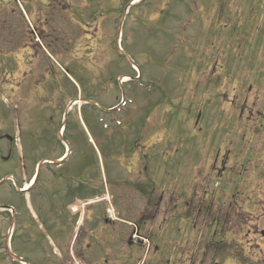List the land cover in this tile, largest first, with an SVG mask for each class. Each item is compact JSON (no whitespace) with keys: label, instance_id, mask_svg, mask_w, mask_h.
I'll use <instances>...</instances> for the list:
<instances>
[{"label":"rangeland","instance_id":"rangeland-1","mask_svg":"<svg viewBox=\"0 0 264 264\" xmlns=\"http://www.w3.org/2000/svg\"><path fill=\"white\" fill-rule=\"evenodd\" d=\"M34 10L28 21L0 13V155L11 147L3 136L17 138L15 162L0 161V209L14 211H0V264H193L194 247L213 234L236 252L234 220L210 231L189 205L236 196L264 155V0H69L62 11ZM61 127L71 150L56 169L64 180L54 192L44 167L30 203L21 179L7 176L62 155ZM128 163L144 175L129 181ZM72 177L88 189L76 192ZM140 179L134 193L128 185ZM249 256L264 264V252Z\"/></svg>","mask_w":264,"mask_h":264},{"label":"flooded vegetation","instance_id":"flooded-vegetation-1","mask_svg":"<svg viewBox=\"0 0 264 264\" xmlns=\"http://www.w3.org/2000/svg\"><path fill=\"white\" fill-rule=\"evenodd\" d=\"M68 1L69 0H33V4L30 5L28 3L24 4V1H22L21 3L20 0H16L15 3L14 1L5 3L4 0H0V13L3 11L22 12L25 20L28 21L25 14V11H27L28 9L30 11H33V8H35V10L45 12L44 7L46 6V11H52L53 9L54 11H62L68 6ZM17 23L19 26L20 23ZM62 128L63 127H61V129ZM8 136L9 135L3 136V139H6L10 143L11 147L8 149L7 156H4L2 154L0 155V161L5 163H14L16 157H13V152L14 145H16L17 143V138L16 136L12 138ZM66 138V133H62V143H60L58 147H56L54 150L55 152L59 149H63L64 152L62 153V155L58 156L57 158L42 159L38 163H36V161L33 162V168L30 169L31 173H29V171L23 172L22 176L19 175L20 178H18V176L15 178L13 175L7 176L13 179H17V181H20L18 179H21L22 182L20 183L14 180L16 182V188L20 197L25 198L27 196L28 198H30L29 202L32 203L31 192L40 183L42 169L44 167L49 173V186H51L54 192H57L58 189H60L61 185H53V183H56V181L59 179L62 181L64 180L62 176L58 175L56 169L62 168L64 162H66V160L69 158V156L67 157V152L69 151V154L71 152V150H69L68 144L66 143ZM127 165V167L129 168L125 167V171L126 173H128L129 181L130 179H133V177H136L138 179V176L142 177L144 175L145 171L143 168H141L140 165L134 166V169L132 170L130 169V164L128 163ZM25 169L27 168L24 167L23 170ZM227 169V165L223 166L221 169L214 167L213 174L222 176L227 172ZM136 173H139V175L137 176ZM7 179L9 180V178ZM71 180L74 183L73 186L78 189V191L76 192L88 189L83 185V183L78 181L76 177H72ZM142 183V179L138 181L135 180L134 185H132L131 183V185L128 186L133 188L134 193H139L142 189ZM67 187L71 195H74V193H76L75 191H71L74 187H70V183ZM89 193L94 195V197L86 200L88 202H95V199H93L96 196L95 192L89 191ZM75 198H77V196ZM92 204L94 205L95 203ZM163 204L164 201L163 199H161L159 201V206L161 207V205ZM167 205L168 204L166 203L165 206ZM192 209L193 212L198 216V220L202 219L204 221L205 226L210 227V231L211 228L214 229L215 225H222V227L225 229L224 226L227 223H231V221H229L230 219L234 220L233 227H236L238 230V250L236 252H233L232 249V253H226V251L222 250L221 248L219 249V246L215 245L214 243V234L211 237L204 236V238H202L201 244L197 247H194L195 252L193 257L191 258L193 264H196L198 259L201 258H204L203 264H206V262H208V264H213L212 259L214 257H220L219 260L221 264H232L235 261L236 263L234 264H259L258 261H256L255 263L249 255L250 252L254 250L264 252V250L262 249L264 245V155L258 156L254 172H251V174H249L246 180L244 179L240 181L239 184L236 186V196H234V194L227 195L222 203L216 205L213 202L201 203L200 200H197L192 208L189 205V211ZM1 210H5L7 211V213H10L9 208H4ZM219 211L222 212L217 213ZM12 214H14L13 210ZM73 217L76 219L77 225L80 220V215H76ZM145 227L146 226H143V229H145ZM146 232H148V229L146 230ZM130 243L132 244V241H130ZM231 244L234 245L233 240ZM141 245L143 246V244ZM212 251H214V255L212 254ZM235 253H237V258L235 260L229 259L228 261H224L229 254L232 255Z\"/></svg>","mask_w":264,"mask_h":264}]
</instances>
